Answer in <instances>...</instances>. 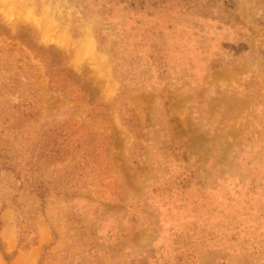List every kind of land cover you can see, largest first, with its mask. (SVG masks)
I'll list each match as a JSON object with an SVG mask.
<instances>
[{"label": "rangeland", "instance_id": "obj_1", "mask_svg": "<svg viewBox=\"0 0 264 264\" xmlns=\"http://www.w3.org/2000/svg\"><path fill=\"white\" fill-rule=\"evenodd\" d=\"M0 264H264V0H0Z\"/></svg>", "mask_w": 264, "mask_h": 264}]
</instances>
